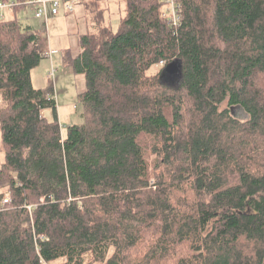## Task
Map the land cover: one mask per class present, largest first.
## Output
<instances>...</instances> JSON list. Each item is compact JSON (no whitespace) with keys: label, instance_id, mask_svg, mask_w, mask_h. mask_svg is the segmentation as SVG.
Masks as SVG:
<instances>
[{"label":"trees","instance_id":"1","mask_svg":"<svg viewBox=\"0 0 264 264\" xmlns=\"http://www.w3.org/2000/svg\"><path fill=\"white\" fill-rule=\"evenodd\" d=\"M25 1L0 0V264H264V0H175V26L163 0L84 1L65 135Z\"/></svg>","mask_w":264,"mask_h":264},{"label":"rangeland","instance_id":"2","mask_svg":"<svg viewBox=\"0 0 264 264\" xmlns=\"http://www.w3.org/2000/svg\"><path fill=\"white\" fill-rule=\"evenodd\" d=\"M113 9H115L114 6L111 7V11L106 15L105 19L108 23L116 25L122 13H120L121 8L118 10V14L117 10L114 11ZM114 12L116 13L114 14ZM18 15V20L31 27L33 32L39 36L42 52H56L51 56V59L48 57L43 59L32 70L31 78L34 88L41 89L48 96L54 93L57 103L58 122L62 135H65L68 126L81 124L80 114L82 112V105L78 101V95L85 90L84 77L70 73L61 63L63 52L67 50L73 51L78 48V37L74 34V25L64 21L60 15L55 20L49 19L48 23L44 25L33 18L29 9L23 13L22 10L19 11ZM116 29L114 28L113 31L115 32ZM51 64L54 66V69H57L54 82H48L46 79ZM159 72H161L160 65L151 68L149 74L155 75ZM52 88L53 90H51ZM232 113L239 120L243 121L246 119V114L239 108L232 109ZM44 116L48 120L52 118L49 110L44 112ZM144 141L148 142L146 139ZM2 159L3 152L0 137V164ZM5 198H8L7 194L3 199Z\"/></svg>","mask_w":264,"mask_h":264},{"label":"built area","instance_id":"3","mask_svg":"<svg viewBox=\"0 0 264 264\" xmlns=\"http://www.w3.org/2000/svg\"><path fill=\"white\" fill-rule=\"evenodd\" d=\"M87 0H26L24 5L26 9H29L33 18L42 24H47L51 18L58 17L59 15H72L76 12L78 7L83 6V2ZM164 1V17L170 19L171 25L177 24L176 16V4L175 0H163ZM84 7V6H83ZM0 19L12 21L16 19V12L14 10L13 3H0ZM55 51H49L47 57L51 59V56L55 54ZM162 65V63H161ZM57 69L51 64V68L47 73V81L54 82ZM52 87V86H51ZM53 90V88H52ZM53 92V91H52ZM54 98V93H53ZM7 199L3 200L6 204ZM42 239V238H41Z\"/></svg>","mask_w":264,"mask_h":264},{"label":"crops","instance_id":"4","mask_svg":"<svg viewBox=\"0 0 264 264\" xmlns=\"http://www.w3.org/2000/svg\"><path fill=\"white\" fill-rule=\"evenodd\" d=\"M115 2H120V0H114ZM104 7L103 8H106V13H105V17L106 15L108 14V12L111 11V7L114 6L115 9H113L114 11L117 10V14H118V10L120 9V7H118L119 4H115L114 2H109V1H105V3H101ZM117 8V9H116ZM26 11V10H25ZM25 11H22L25 12ZM114 12V14L116 13ZM31 13V12H30ZM87 14H88V11L83 7H78L76 12L72 15H60L61 17H63L62 19L64 21H66L67 23H70L72 25H74V34L79 37L80 35L84 34L87 30V20H86V17H87ZM18 14H17V19H18ZM59 17V16H58ZM57 18V17H55ZM55 18H51V19H54ZM22 23V22H21ZM24 25H26L25 23H22ZM36 34V33H35ZM72 55H76L77 52H78V48H76L75 50H70Z\"/></svg>","mask_w":264,"mask_h":264},{"label":"water","instance_id":"5","mask_svg":"<svg viewBox=\"0 0 264 264\" xmlns=\"http://www.w3.org/2000/svg\"><path fill=\"white\" fill-rule=\"evenodd\" d=\"M172 66H173V68L174 67L177 68V69L179 68L178 67V62L177 61H174V62H172L171 66H167L165 69H163L162 72L159 75V81H160V83L163 84V85H166L168 87L174 86L180 80V76H177L176 75V77L175 76L171 77V75L173 73L179 74L178 71H176V70L173 71L172 70Z\"/></svg>","mask_w":264,"mask_h":264},{"label":"bare ground","instance_id":"6","mask_svg":"<svg viewBox=\"0 0 264 264\" xmlns=\"http://www.w3.org/2000/svg\"><path fill=\"white\" fill-rule=\"evenodd\" d=\"M50 50V49H49Z\"/></svg>","mask_w":264,"mask_h":264}]
</instances>
